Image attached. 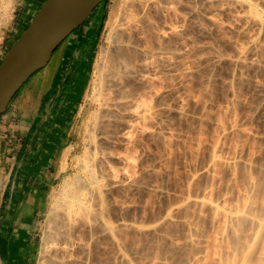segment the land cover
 Instances as JSON below:
<instances>
[{
    "label": "rangeland",
    "instance_id": "374dc122",
    "mask_svg": "<svg viewBox=\"0 0 264 264\" xmlns=\"http://www.w3.org/2000/svg\"><path fill=\"white\" fill-rule=\"evenodd\" d=\"M2 1L5 2L0 0V5ZM157 1L155 0V38L158 40L155 39V68L152 66L149 70V75H154L151 76L153 83L147 89L148 86L143 87L140 81L136 85L137 78L131 80L132 86L138 88L134 101L144 97L143 101L155 105L154 117L140 122L138 129L135 128L129 133L131 136L126 138L132 139V142L118 134L121 126H117L114 134L116 142L111 145L116 153L124 152L121 155L128 156L123 163L114 158L116 161L113 159L112 164L117 167L123 164L125 168L121 166L118 169L122 170L125 177L122 172L121 175L125 179L129 175L127 178L131 177L133 180L129 179L133 183L131 186L120 183L124 190L121 187V194L118 191L116 193L119 195L114 193V198L112 196L109 199L110 202L115 199L120 201L116 207L114 203L109 206L108 218L112 221L111 224L119 225L117 227L120 231L118 230L116 239L121 241L119 245H122L123 250L115 242L111 243L113 240L110 237L108 239L107 236L96 233L95 242L90 243L93 246L87 247L89 251L85 248L84 255L79 251L76 253H80L79 257H84L88 252V264H219L218 257L222 261L225 256L222 252L225 249L229 248L230 251L227 249V252L230 253L233 251L236 240L234 232L230 231L239 225L236 221H229L226 216L223 218L224 213L219 209L226 206V209L233 210V207H243L247 202V205L251 203L253 206L249 205L253 212L248 207L251 215L249 217H252L255 210L259 211L256 208L261 206L258 201H264V22L259 26L243 18H247L249 10L254 8L261 13L264 21V0ZM119 2L120 0L102 1L84 22L93 21L96 37L92 57L87 62L89 75L78 96L79 106L68 131V143L65 144L67 146L70 143L75 146L81 136L79 132L91 111L84 94L99 47L105 44L108 21L115 14ZM15 3L16 0H13L11 10L5 14L2 9L4 4L0 6V14L4 15H0V46L13 24ZM253 38H257L259 44H252ZM253 45L257 47L254 49ZM30 79L31 77L12 100L21 96L25 90L27 92ZM128 107V111H121L124 116L127 115L124 119L132 118L130 111L134 104ZM15 125L18 127L17 123ZM13 132L14 136L9 141L12 149L6 154L2 166L4 169L0 171V181L3 182L6 175L10 176L5 194L13 177L9 174L10 170L14 172L19 160H23L25 155V138L20 139L22 129L18 127ZM126 142L130 144H125ZM25 159L27 160L26 155ZM41 161L40 158L39 165L42 164ZM115 165L113 166L116 167ZM23 169L21 166L20 173ZM35 170L34 172H38L39 168ZM129 180L126 179L127 182ZM59 185L58 179L50 181L47 196L51 188L58 189ZM257 194L259 195L256 196ZM46 201L42 199L39 214L25 225L29 229L19 231L13 226L14 217L4 220L0 196L2 264H37L44 213L47 210ZM214 207L219 208L218 211ZM247 220L250 221L244 219V223L240 220V233H236L242 237L240 242H244L253 229L254 232L258 229H251L253 226ZM135 226H139L140 230L133 228ZM80 231L76 232V237H81L79 242L85 243L88 234ZM261 233L264 235V232ZM18 239L20 240L16 242ZM97 239L105 248L99 245ZM96 241L98 245L95 246ZM116 248L125 252L129 262L126 263L118 257ZM256 249L254 255L258 251L260 254L261 248L257 251ZM86 258L78 260L86 261ZM256 258L258 259V254ZM255 260L252 258L253 264H257Z\"/></svg>",
    "mask_w": 264,
    "mask_h": 264
},
{
    "label": "bare ground",
    "instance_id": "6f19581e",
    "mask_svg": "<svg viewBox=\"0 0 264 264\" xmlns=\"http://www.w3.org/2000/svg\"><path fill=\"white\" fill-rule=\"evenodd\" d=\"M102 1L104 2L105 0H102ZM3 2L4 1H2V5L4 4V6H2V5H0V6L4 7L2 9L4 10V14H5V12L7 13L9 10H11L13 0H5V2L4 3ZM101 2H99V4ZM165 2H167V0ZM43 3H42V5H43ZM159 3L160 2H158V4ZM243 3L245 5V2H243ZM42 5H41V7H42ZM163 7L164 6H162V8ZM40 8L38 9V11L40 10ZM170 10H171V8H170ZM249 11L250 12H248V13H250V14L248 15V17L247 18H245V16L243 17L244 20L252 22V24L253 23L259 24V26H261L260 24H262L264 22L262 17L260 16L261 13L259 14V12H257V10H255L254 8L252 10L250 9ZM92 12H93V10H92ZM91 13H90V15H91ZM0 15H3V14H0ZM90 15H89V17H90ZM34 16H33V18H34ZM0 19H1V16H0ZM30 22H29V24H30ZM94 24H96V23H94ZM28 25H27V27H28ZM107 27H108V29L106 32L107 34L105 35L106 36L105 44L101 45L99 47V50L97 53L98 56L96 59H94V62L92 64L90 80L87 84V90L84 94L85 98L88 101L89 110H91V111L87 116V120L84 122V124L82 126V131L79 132V133H81V136L77 140V143L75 142L76 143L75 146L73 143L72 144L70 143L65 149H63L61 154H60L59 160L57 159V162H56L57 164H55V174H54L55 178L54 179H58L60 185L58 186L59 187L58 189H52L51 188L50 194L46 197V200H47L46 201V209L47 210L44 213V225H43L42 230H41V238H40L41 243H40V248H39V257L36 259L37 264H76L78 262H80L82 264L81 261H83V264L84 263L88 264V263H86V262H88L87 258L89 259V257H90V254H89V257L87 256L88 252L86 255L87 258H86V256L79 257L80 253H78L79 255L76 253H77V251H79V252H81V254L84 255V252L89 251L88 248H89V246L92 245L90 243L95 242V238H97L96 233H99L101 235L103 234L102 236H105V237L107 236L108 239L110 237V239L113 240V242H111V243L115 242L116 246L118 245L117 247L122 249V245L121 246L119 245L121 241L118 242L116 239V236H117L116 234L118 233V230L120 231V228L118 229L119 225H117L118 226L117 227V226L111 224L112 221H110V219L108 218V214L110 212L109 206H111V204L114 203L115 204L114 207H116V206H118L117 203H119L120 201L118 202L117 201L118 199L117 200L115 199L114 202H113V200H112V202H110L111 200L109 201V199H110V197L113 196L114 193H116L118 191H119L118 193L121 194L120 188L122 187V189H123V186L120 187V185H119L120 183L121 184L123 183L124 185L126 183H128L131 186V184H133L132 183L133 180L130 177L132 180L130 182V180H129L130 178H127L129 175L126 176V179L129 180V182H127L126 179L124 178L125 176H124L122 170H120L121 169L120 167L123 164H121V165L118 164L119 165L118 167L120 169H118L117 165L112 164V160L114 158H116V160L117 159L121 160L123 163V161L125 160V157L127 159L128 156H126V155H125V157L122 156L121 154H123L124 152L118 154V151H117V153H116L115 149H112L111 145L114 142H116V140H114V139H116V137L114 138V136H115L114 134L116 133L115 130H117L116 129L117 126H119V125L121 127L123 126V129H124V130H122L123 132L121 131V127H119L118 128L119 129L118 134H120L121 136H124L125 139L128 141L129 139L126 137L131 136L129 133H131L133 131V129H135V128L138 129L137 127L139 126L140 122L145 121L149 118L153 119V117H154L153 115H154V111H155V108H154L155 105L153 106V105L143 101L144 97L143 98L141 97L142 100L139 98V100L134 101V100H136V98L134 96H136V94H137L136 90H138V88H137V86H135V87L132 86L133 84H132L131 80L137 78L138 80L135 79L137 82L136 85L138 84V81H140L142 83L143 87L146 88L148 86L147 89L151 86L150 83H153L151 80H153L152 77H154V75L153 76L151 75L152 76L151 77L149 75V72H150L149 70L152 68H155V66H154L155 65V51H156L155 50V47H156L155 46V39H156L155 38L156 37L155 36V0H120L119 4L117 6V9L115 11V14L108 21ZM171 31H172V29H171ZM171 34H172V32H171ZM156 35H158V34H156ZM159 36H157V37L160 39L161 37H159ZM256 39L253 38L252 44L256 45V43L259 42L258 39L256 42L255 41ZM161 41L162 40H160V42ZM250 42H251V40H250ZM12 44H11V46H12ZM252 44H250V45H252ZM255 45H253L254 49H255V47H257ZM248 48H251V47H248ZM241 51L244 52V50H241ZM260 51H258V52H260ZM6 52H5V54H6ZM243 52L239 51L238 53H242V55H243ZM160 53H162V52H160ZM168 53H171V52L168 51ZM4 55H3V57H4ZM237 55H239V54H237ZM2 58H1V61H2ZM240 58H242V57H240ZM244 62H246V61H244ZM144 84H145V86H144ZM31 85H32V89H33L34 86H36V81L35 80L32 81ZM138 87H139V85H138ZM143 87L141 89H143ZM144 90H146V89H144ZM140 92H141V90H140ZM131 104L132 105L134 104L133 109L130 111V116L133 119L132 118H130V119L125 118L124 119V117H126L127 115L124 116L121 113V111H123V113L125 110L128 111L129 109H127V107L131 106ZM1 115H0V117H1ZM120 131L122 132V134ZM118 134H116V136ZM121 136H120V139H121ZM122 139H123V137H122ZM117 140H119V139H117ZM130 140H132V139H130ZM130 142H132V141H130ZM128 143L129 142H126L125 144H128ZM37 146H39V145H37ZM113 148H115V147H113ZM121 150L123 151V149H121ZM25 153H27V152L25 151ZM213 155H214V153H213ZM23 157H22V159H23ZM116 160L114 159L113 161H116ZM117 162H119V161H117ZM126 162H127V160H126ZM128 163H126V164H128ZM113 165H115L117 167V169ZM122 167L125 168L124 166H122ZM20 169H21V167H20ZM20 169H18L17 172L13 175V177L11 179V181H13V182L11 184H9V185H12V184L14 185V179H16L15 188L19 187V180H20V177L22 175V172L20 173ZM120 172H122V175L124 177L121 175ZM22 176H24V174ZM9 177H10L9 175H6L4 178V181L3 182L0 181V191L3 189L5 182L8 181ZM7 185H8V182H7ZM254 190H255V188H254ZM262 191H263V189H262ZM118 193H116V194H118ZM258 195L259 194H257L256 196H258ZM254 196H255V194H254ZM113 198H114V196H113ZM262 198H264V194H263ZM201 199H203V198H201ZM256 199H257V197H256ZM119 200H121V199H119ZM203 201H205L207 203L206 200H203ZM203 201H201L202 204H203ZM261 201H258L261 204V206L259 204L260 208H256V209H259V211L257 210L258 213L255 216H253V214H255V212H257L255 210V212L252 214V217H249L251 215H249L248 210L251 209L250 212H253L254 211L253 208H250V206L251 207H253V206L251 205V203H248L250 206L247 205V202L245 204H243L244 205L243 207L241 206L242 208L240 207L241 209L236 206V209L239 208L237 210L235 209V207H233V210L232 209L229 210V208L226 209L225 208L226 206H224V207L220 206L223 209H221V208L219 209L217 207H214V208L216 209L215 211H218V209L220 211L222 210L221 212L224 213L223 218H225V216H226L229 221H234V222L236 221V223L239 224L237 227H234L233 229H236L239 226H241L240 224H242V223H240V220H242L244 223H246L245 222L246 220L244 221V219H249L250 221H248V220L247 221L251 222V224H252L251 226H253L251 229L257 227L259 229L258 230L256 228L258 230V232H260V231L264 232V201H263V203H261ZM201 202H200V205H201ZM210 205H211V203L209 204V206ZM119 208H122V207L120 206ZM110 209H111V207H110ZM117 209H118V207H117ZM212 209H213V207H212ZM215 213H214V215H215ZM217 215H218V213H217ZM116 221H117V219H116ZM118 221H120V220H118ZM225 221H226V219H225ZM237 221H239V222H237ZM120 223H122V222H120ZM120 223H116V224H120ZM0 224H1V221H0ZM224 224H225V222H224ZM132 226H134V225L132 224ZM136 226L133 228L138 230L139 226L138 227H136ZM223 226H225V225H223ZM235 226H236V224H235ZM233 229H231V231L229 230L230 232H234V234H235L234 238H235L236 242H234L235 245L233 247V251H231V253L227 252L228 250L230 251V249L226 247L228 250L225 249L226 251L224 250L222 252L223 255L225 254V256L222 257V261L220 259L221 257H218L217 261H219V264H253L254 261H251L252 258L254 260L256 259L258 261L257 262L255 260L256 261L255 263L264 264V235L261 232H260L261 234L259 233L257 235V233H258L257 230H256V232H254L255 230L253 229V232L256 234H254L251 231L252 233L249 232L247 237L245 235L246 238L245 237L244 238L246 240L244 239L245 240V241L243 240L244 242H240L239 239L242 241V237H241V235H239L240 236L239 237L236 234L240 231L239 230L240 227L238 228V230H235V231H232ZM78 231H80L81 233L86 232V235L88 234V240L85 243L83 241L79 242L81 237H80V239L76 237V232H78ZM94 234L96 236H94ZM122 238H123V236H122ZM119 239H120V237H119ZM98 243H99V240H98ZM98 243L96 241V244L94 243L95 246L98 245ZM100 243H99V245H100ZM115 244H114V246H115ZM102 245H100V246H102ZM76 247H77V249L79 247V250H77ZM102 247L105 248V246H102ZM258 247L261 249H260V254H259V251L257 253L258 254V259H257L256 258L257 254H255L256 255L255 256L254 251L256 248L259 250ZM80 248L82 249L81 251H80ZM121 249L118 250L119 252H117V250H116V253H118L117 254L118 257H120V259H122V260H125V262L126 261L129 262L125 252H123L122 251L123 249L122 250ZM257 249H256V251H257ZM74 250H76V252ZM96 250H98V248ZM82 251H83V253H82ZM93 251H95V250H93ZM91 252L92 251H90V253ZM261 252H262V254H261ZM95 253H96V251H95ZM99 253H100V251H99ZM1 255H0V264H2ZM83 255H81V256H83ZM219 255H220V252H219ZM253 255L255 256V258L253 257ZM100 256H99V258H100ZM221 256H222V254H221ZM78 257L81 259L86 258V261L78 260L79 259ZM118 257H117V259H118ZM96 259H97V257H96ZM103 261H104V259H103ZM3 264H4V262H3Z\"/></svg>",
    "mask_w": 264,
    "mask_h": 264
},
{
    "label": "crops",
    "instance_id": "0c3cea01",
    "mask_svg": "<svg viewBox=\"0 0 264 264\" xmlns=\"http://www.w3.org/2000/svg\"><path fill=\"white\" fill-rule=\"evenodd\" d=\"M43 2L16 0L13 24L0 46V59ZM95 29L93 21L75 29L53 52L46 66L31 76L27 92L25 90L21 96L11 100L0 117V171L4 169L2 166L6 154L12 149L9 141L14 136L13 131L19 127L22 129L20 139L25 138L24 149L28 159L24 156L23 160H19L16 170L9 172L12 176L23 166L24 176L21 175L18 188H15L14 179V185L9 186L6 194L4 191L8 181L5 182L0 194L4 220L14 217L16 224L13 226L19 231L29 229L25 225L39 214L42 199H46L50 181L55 178V164L62 148L67 146L68 131L79 106L78 96L89 75L87 62L92 57ZM34 80L36 86L32 89ZM40 158L42 164L39 165ZM36 168H39L38 172H34Z\"/></svg>",
    "mask_w": 264,
    "mask_h": 264
},
{
    "label": "water",
    "instance_id": "95a60500",
    "mask_svg": "<svg viewBox=\"0 0 264 264\" xmlns=\"http://www.w3.org/2000/svg\"><path fill=\"white\" fill-rule=\"evenodd\" d=\"M102 0H45L0 62V115L20 87Z\"/></svg>",
    "mask_w": 264,
    "mask_h": 264
},
{
    "label": "trees",
    "instance_id": "16d2710c",
    "mask_svg": "<svg viewBox=\"0 0 264 264\" xmlns=\"http://www.w3.org/2000/svg\"><path fill=\"white\" fill-rule=\"evenodd\" d=\"M27 81H28V80H27ZM27 81H26V82H27ZM20 89H21V88H20Z\"/></svg>",
    "mask_w": 264,
    "mask_h": 264
}]
</instances>
